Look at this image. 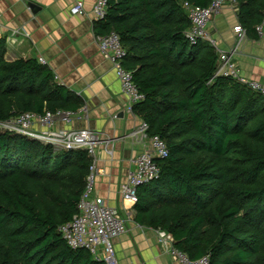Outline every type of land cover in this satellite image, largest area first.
<instances>
[{
    "label": "trees",
    "instance_id": "obj_1",
    "mask_svg": "<svg viewBox=\"0 0 264 264\" xmlns=\"http://www.w3.org/2000/svg\"><path fill=\"white\" fill-rule=\"evenodd\" d=\"M213 1L108 0L94 28L119 36L145 96L133 112L169 149L155 159L158 178L137 188L136 221L194 260L264 264V93L217 75L215 47L188 40L185 3ZM237 10L247 33L264 20V0H237ZM6 50L0 38V122L84 105L38 58L10 62ZM90 165L85 150L0 129V264H105L59 231L79 212Z\"/></svg>",
    "mask_w": 264,
    "mask_h": 264
},
{
    "label": "crops",
    "instance_id": "obj_2",
    "mask_svg": "<svg viewBox=\"0 0 264 264\" xmlns=\"http://www.w3.org/2000/svg\"><path fill=\"white\" fill-rule=\"evenodd\" d=\"M82 1L85 14L71 8ZM96 0H0V38H5V59L13 62L26 56L44 59L57 81L79 96L89 119L62 122L57 129H92L108 140L97 150L94 196L120 211L127 230L114 239L118 264H179L161 243L159 230L136 221L135 204L123 199L122 189L134 170L133 160L151 143L131 133L142 120L129 110L113 62L100 51L93 13ZM35 5V9L31 7ZM239 24L236 6L228 3L209 25L216 51L236 52L233 60L241 78L264 84V21L262 33L248 32L238 43L234 27ZM40 129V127H36Z\"/></svg>",
    "mask_w": 264,
    "mask_h": 264
},
{
    "label": "built area",
    "instance_id": "obj_3",
    "mask_svg": "<svg viewBox=\"0 0 264 264\" xmlns=\"http://www.w3.org/2000/svg\"><path fill=\"white\" fill-rule=\"evenodd\" d=\"M228 3L237 7V0H214L206 8L185 3V8L192 23L187 33L188 40L191 43H196L199 39H202L216 47V41L209 32V25ZM107 10L108 0H96L93 9L96 21L105 18ZM71 13L73 15L85 14L84 3L82 1L76 2L71 8ZM262 23L257 26L260 34L262 33ZM234 31L238 43H240L246 37L247 32L240 24L234 27ZM97 41L103 56L115 65L123 91L130 99L129 110L133 111V106L144 100L145 96L137 87L132 71L126 69L123 65L126 52L119 36L115 32H111L108 35L97 36ZM235 52L236 49L233 52L220 54L217 75L234 77L254 91L264 93V84L246 80L239 76L237 65L233 60ZM40 62L46 65L44 59H41ZM76 118L89 119V111L86 105H83L77 111L24 112L8 121L0 122V129L49 143L57 148L87 151L91 158V165L87 177V186L78 206L79 212L70 222L62 225L59 231L71 248L85 249L96 260L103 261L105 264H118L114 239L126 232V221L118 209L108 206L103 198L93 194L96 174L100 172L97 166V150L100 144L108 143V140L105 141L99 132L92 129L69 130L56 128L58 123L62 122L68 125ZM37 126L40 129H37ZM147 131V124L142 122L141 126L131 133V136L135 139L147 140L151 143V151H145L133 160L134 170L129 175L128 183L122 189L123 199L130 201L132 204H136L138 201L137 188L158 178L160 167L155 159L164 158L169 154L166 142L159 136L150 137ZM158 232L161 243L179 264H210L207 257L194 260L186 252L177 249L174 238L170 233L161 230Z\"/></svg>",
    "mask_w": 264,
    "mask_h": 264
},
{
    "label": "water",
    "instance_id": "obj_4",
    "mask_svg": "<svg viewBox=\"0 0 264 264\" xmlns=\"http://www.w3.org/2000/svg\"><path fill=\"white\" fill-rule=\"evenodd\" d=\"M31 7L34 8V9L36 8L34 4H31Z\"/></svg>",
    "mask_w": 264,
    "mask_h": 264
}]
</instances>
